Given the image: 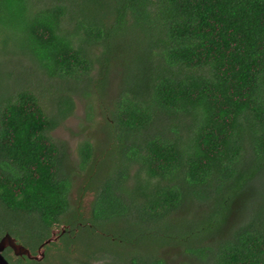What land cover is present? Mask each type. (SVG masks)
Wrapping results in <instances>:
<instances>
[{
    "label": "trees",
    "instance_id": "obj_1",
    "mask_svg": "<svg viewBox=\"0 0 264 264\" xmlns=\"http://www.w3.org/2000/svg\"><path fill=\"white\" fill-rule=\"evenodd\" d=\"M0 40L74 85L94 59L122 69L117 156L81 189L87 210L70 203L58 119L33 87H0V238L34 253L60 230L41 261L6 248L10 264H170L165 248L264 264V0H0Z\"/></svg>",
    "mask_w": 264,
    "mask_h": 264
},
{
    "label": "rangeland",
    "instance_id": "obj_2",
    "mask_svg": "<svg viewBox=\"0 0 264 264\" xmlns=\"http://www.w3.org/2000/svg\"><path fill=\"white\" fill-rule=\"evenodd\" d=\"M9 46L10 44L3 49L0 40V71L3 73L0 87L3 88L13 80L33 87L46 112L58 119L56 127L49 132V135L63 150L62 170L72 181L70 203L75 206L80 201L83 210H87L93 191L89 187L85 190L81 189L85 187L84 184L89 183L91 175L105 167H110L117 156L118 130L111 118L122 85L120 73L122 69L115 59L110 58L109 69L107 72H101V62L99 61V64L97 59H94L93 66L87 74L88 80L74 85L72 80L63 81L58 77L49 76L28 56L12 55L7 49ZM103 78L105 81H102ZM63 98H68L71 104V109L65 114L60 112L58 105ZM84 142L91 144L93 157L88 163L82 164L80 146ZM131 172H136V166L131 168ZM241 208H243L242 203L235 206L231 215L233 220L241 215ZM84 214L88 215L86 211ZM112 226L118 227V225ZM162 230L164 234L174 232V228L165 227ZM152 241L153 238L146 240L144 245L156 247L157 244ZM94 245L101 250L107 249V246L105 247L98 239H95ZM163 253L170 264L193 263L192 259L179 249L165 248ZM94 264L103 263L97 261Z\"/></svg>",
    "mask_w": 264,
    "mask_h": 264
},
{
    "label": "water",
    "instance_id": "obj_3",
    "mask_svg": "<svg viewBox=\"0 0 264 264\" xmlns=\"http://www.w3.org/2000/svg\"><path fill=\"white\" fill-rule=\"evenodd\" d=\"M59 229H52L51 234L46 238L36 249L34 253L31 252L29 248L17 242V240L8 233H5L0 238V264H10L9 261L3 255V251L6 248H10L15 256H26L28 259L41 261L45 254L44 246L50 242L56 241L58 238ZM65 229L61 228V232Z\"/></svg>",
    "mask_w": 264,
    "mask_h": 264
}]
</instances>
